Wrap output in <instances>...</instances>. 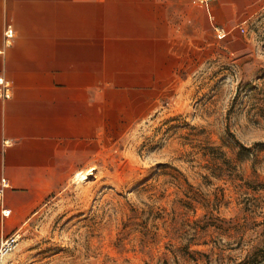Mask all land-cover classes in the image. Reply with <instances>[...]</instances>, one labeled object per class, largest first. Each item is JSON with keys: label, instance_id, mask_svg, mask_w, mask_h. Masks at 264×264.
<instances>
[{"label": "rangeland", "instance_id": "1", "mask_svg": "<svg viewBox=\"0 0 264 264\" xmlns=\"http://www.w3.org/2000/svg\"><path fill=\"white\" fill-rule=\"evenodd\" d=\"M191 44L149 76L121 58L97 72L85 180L49 194L2 264H264V9Z\"/></svg>", "mask_w": 264, "mask_h": 264}, {"label": "crops", "instance_id": "2", "mask_svg": "<svg viewBox=\"0 0 264 264\" xmlns=\"http://www.w3.org/2000/svg\"><path fill=\"white\" fill-rule=\"evenodd\" d=\"M263 9L264 0H0V77L10 86L0 99V242L90 163L98 71L115 73L121 58L150 66L149 76L159 59Z\"/></svg>", "mask_w": 264, "mask_h": 264}, {"label": "built area", "instance_id": "3", "mask_svg": "<svg viewBox=\"0 0 264 264\" xmlns=\"http://www.w3.org/2000/svg\"><path fill=\"white\" fill-rule=\"evenodd\" d=\"M213 0H195L198 4H208ZM7 38H9V33H6ZM10 98V86L9 83L2 77H0V99L1 100H8ZM2 187L5 188L6 184L5 181H2ZM18 236L12 235L0 242V264L5 257L9 256L13 253L17 246Z\"/></svg>", "mask_w": 264, "mask_h": 264}, {"label": "trees", "instance_id": "4", "mask_svg": "<svg viewBox=\"0 0 264 264\" xmlns=\"http://www.w3.org/2000/svg\"><path fill=\"white\" fill-rule=\"evenodd\" d=\"M254 108V116L264 122V101L255 102ZM264 150V149H263ZM264 188V187H263Z\"/></svg>", "mask_w": 264, "mask_h": 264}, {"label": "bare ground", "instance_id": "5", "mask_svg": "<svg viewBox=\"0 0 264 264\" xmlns=\"http://www.w3.org/2000/svg\"><path fill=\"white\" fill-rule=\"evenodd\" d=\"M78 175V174H77ZM80 180H85V177L84 176H82V175H80L79 174V177H78Z\"/></svg>", "mask_w": 264, "mask_h": 264}]
</instances>
